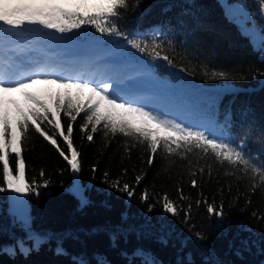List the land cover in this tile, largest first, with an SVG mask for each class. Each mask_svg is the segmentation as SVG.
I'll list each match as a JSON object with an SVG mask.
<instances>
[{
    "label": "trees",
    "instance_id": "trees-1",
    "mask_svg": "<svg viewBox=\"0 0 264 264\" xmlns=\"http://www.w3.org/2000/svg\"><path fill=\"white\" fill-rule=\"evenodd\" d=\"M224 2L235 5L240 0H129L128 9L122 10L118 21L122 31L149 39L160 31V39L166 44L171 40L175 48L167 54L192 75L179 67H168L163 61H152L127 46L126 41L101 36L90 26L66 35L32 29L23 45L21 40L18 42L24 48V57L67 61L65 67L69 70L100 69L90 62L93 58L113 61L121 67L124 79L140 88L132 96L154 99L165 111H181L187 123H198L199 113L210 110L220 124L227 125L238 144L243 138L244 150L260 162L264 159V52L253 46L249 36L225 13ZM243 2L249 17L246 23L252 24L253 15L255 23L261 21L264 13L259 12L258 0ZM179 20L185 26H180ZM0 46L4 47L2 39ZM77 53L83 56L76 59ZM205 63L209 72L223 68L246 79H208ZM113 81L121 83L118 78ZM146 88L148 91H142ZM30 91L46 95L56 89L39 84ZM15 99L21 106L25 104L20 94H15ZM61 119L66 130L67 118L62 115ZM83 123L82 113L74 122L73 133L74 145L82 153L78 175L72 174L51 144L30 131L22 152L26 178L41 184L47 179L49 185L40 188L39 195L23 198L10 191L0 192V264H74L80 259L87 264H100L101 259L107 264H148L149 260L153 264H264V219L256 218L264 216V189L258 187L251 192L250 177L238 172L225 175L227 165L222 167L214 159L199 161L205 165L201 175L194 157H190L193 168H189L187 160L170 157L168 163L159 152L149 166L147 153L139 144L126 150L124 136L104 138L102 130L89 142L80 130ZM46 130L51 134V126ZM59 142L64 146L62 140ZM11 160L14 167L15 157ZM208 163L212 166L211 176ZM124 168L126 174L121 171ZM41 169L43 178L39 175ZM193 170H197L195 177L190 175ZM142 173L143 180L135 184V176ZM193 178L199 181V187L191 186ZM117 180L121 186L125 182L133 185L135 195L128 198L126 193L110 187ZM76 184L89 201L83 207L73 191ZM177 186L187 200L179 199ZM145 190L149 198L142 202L140 196ZM165 193L182 208L191 201L188 223L184 222L183 211L172 216L163 210L158 199ZM205 198L209 203H223V218L208 215L203 204L195 206L196 199ZM248 200L251 203H246ZM149 205H153L151 210ZM21 214L30 218L31 232L42 238L39 245L35 237L29 239L20 223ZM20 239L24 240L23 251L17 243ZM59 247L64 253L57 252ZM138 250L145 255H135Z\"/></svg>",
    "mask_w": 264,
    "mask_h": 264
},
{
    "label": "snow or ice",
    "instance_id": "snow-or-ice-1",
    "mask_svg": "<svg viewBox=\"0 0 264 264\" xmlns=\"http://www.w3.org/2000/svg\"><path fill=\"white\" fill-rule=\"evenodd\" d=\"M258 3L259 12L264 13V0H258ZM129 6V0H0V39L5 47V55L0 58V166L3 180L0 192L10 191L23 198L32 194L39 195V189L49 185L47 179L41 184L35 180L30 183L26 178V164L22 152L25 142L29 139V133L33 130L55 148L73 175H78L82 168V153L74 145L73 133L74 122L82 113L84 123L80 130L89 142H93L94 134L101 130L104 138L121 134L126 138V150L139 144L146 151V163L149 166L155 162L158 152L168 163H171L170 157L187 160L189 168H193L190 157H194L199 165L197 170L203 175L205 165L199 164V161L214 159L222 167L227 165L225 175H235L238 172L244 177H250L251 192L254 193L258 187L264 189V159L260 162L254 160L251 154L244 150L243 138L238 144L227 125L220 124L210 110L203 109L199 113L198 123H187L118 96L110 74L97 72L95 69L69 70L61 63L48 59L22 61L18 58L19 53L24 51L18 41L26 38L32 29L51 30L66 35L77 30L84 31L85 26H90L101 36L116 37L118 42L126 41L127 46L148 56L152 61H163L168 67H179L181 72L192 75V71L178 65L174 56L167 54L169 49L175 51V48L171 40L166 44L160 39V31L154 32L149 39L132 37L120 29L118 21L123 16L122 10L126 11ZM236 7L245 20L249 19L246 13L247 5L243 0H240ZM178 24L185 26L183 20H179ZM245 34L251 35L254 45L264 52V25ZM261 59H264V56ZM208 67L207 63L203 65L204 75L211 80L246 79L243 75L223 68L209 72ZM39 84L55 86L56 91H48L46 95L30 91ZM71 90H76L75 94ZM14 93L24 98L23 106L14 98ZM62 115L67 118L66 130ZM47 126H51V134L46 130ZM60 140L64 146H61ZM13 156L14 167L11 160ZM261 156L264 157V151ZM206 166L208 175L211 176L212 166L210 163ZM197 170L191 171L190 175L195 177ZM92 171H96L95 164L92 165ZM121 171L126 174L128 170L124 168ZM39 175L44 177L43 169ZM144 175L137 174L134 178L135 184L138 185ZM104 177L108 183L107 172ZM191 186L199 187V181L191 179ZM110 187L126 193L128 198L135 195V187L127 182L121 186L118 180L113 181ZM73 191L80 197L82 207L89 203L79 184L74 186ZM176 191L181 201L188 199L179 186ZM148 198L147 190L141 193L142 202H147ZM158 202L162 203L166 213L177 216L183 211L184 222L190 221L191 201L186 208H182L165 193L159 197ZM202 204L206 207L208 215L223 218L222 202L217 205L209 203L206 198L195 200L197 208ZM152 207L153 205H149V210ZM253 216H256L255 212ZM256 218L264 219V216ZM19 219L28 232L29 239L35 237L39 245L42 238L31 232L30 218L21 214ZM17 243L23 251L24 240L20 239ZM57 252L64 253V249L59 247ZM135 255L145 253L138 250ZM74 264H87V261L80 259ZM100 264L107 262L101 259ZM148 264H153V261L149 260Z\"/></svg>",
    "mask_w": 264,
    "mask_h": 264
},
{
    "label": "rangeland",
    "instance_id": "rangeland-1",
    "mask_svg": "<svg viewBox=\"0 0 264 264\" xmlns=\"http://www.w3.org/2000/svg\"><path fill=\"white\" fill-rule=\"evenodd\" d=\"M223 5H224L225 13L227 15H230L231 18L237 22L241 31H243L244 33L245 32H253L255 30V28L260 27L261 25H264V18H262L261 21H258L257 23H255V21H254L255 15H253L251 17L253 19L251 25L246 23L247 20H245L244 15H242L240 10L236 7L237 4L230 5V2L229 3L224 2ZM257 15H259V14H257ZM261 15H262V17H264V14H261ZM248 36H249L250 41L252 42V45L255 46L252 36L251 35H248ZM21 42L23 45L26 41L24 38H21ZM4 55H5V48L0 46V58H3ZM18 58L22 61H27L28 59H32L34 61L48 59L52 62H56V60H52V59L40 57V56L38 58L24 57L23 52L19 53ZM90 62H92V65H96V67L100 68V69L96 70L97 72H104V73L110 74L113 77V79L114 78L121 79V83H115V86L122 85V87H120L118 89L115 88L116 94L118 96L126 97L128 99H131L133 102L140 103V104L144 105L146 108H150V109H153L156 111H160V112L165 113L169 116L183 120L182 118H184V113L181 111H178V110L165 111L160 106H157L158 101H155L154 99H151V100H150V98L147 99V97H145L144 95L132 96L131 93L132 92H139L140 88L136 87L137 85L135 83H133L131 80H125L124 79V76L121 72V67L119 68L118 64H116L115 62H114V64H110V63H107L105 60L99 59V58H96V59L93 58V60H91ZM61 64L63 66H68L67 61H62ZM122 79H124V80H122ZM147 89L148 88H146L145 90L143 89L142 91L146 92ZM152 89L157 92L156 88H152ZM15 94H18V93L12 94L14 96V98H15ZM129 95H131V96H129ZM11 194H12V192H11Z\"/></svg>",
    "mask_w": 264,
    "mask_h": 264
}]
</instances>
